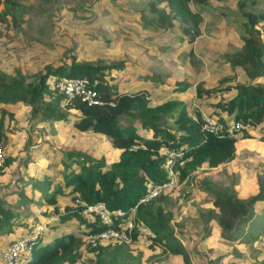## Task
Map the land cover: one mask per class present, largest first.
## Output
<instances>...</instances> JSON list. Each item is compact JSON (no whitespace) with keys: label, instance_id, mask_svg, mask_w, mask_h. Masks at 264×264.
I'll return each mask as SVG.
<instances>
[{"label":"trees","instance_id":"trees-1","mask_svg":"<svg viewBox=\"0 0 264 264\" xmlns=\"http://www.w3.org/2000/svg\"><path fill=\"white\" fill-rule=\"evenodd\" d=\"M233 1L234 4L228 8L239 16L237 31L241 44L237 49L223 53L225 60L234 70L236 79L232 85H222L229 89L231 86L233 93L227 98L220 97L213 104L211 112L208 111L216 116L220 123V129L216 132L203 130L199 121L192 119L188 114L189 104L180 97L181 95H177L189 89V92L192 91L191 83L185 79L167 83L160 74H140L141 77L146 76L144 79L150 85H140L139 89L130 92L126 90L128 84L118 87L115 76L118 72L121 74L125 71L123 60L103 63L100 60L77 59L68 55V62L63 61L55 65L46 62L42 69L37 68L32 72L16 67L0 68V142L5 137L2 116L9 112L4 105L25 104L30 116L38 114L41 119L48 120H64L68 110H74L76 114L70 119L73 129L104 134L110 146L118 150L116 158L108 163L103 156L91 155L79 149L62 150L57 159L61 168L55 169L53 174H41L26 179H20L18 176L16 180L30 181L39 191V196L43 197L42 201L49 207V210L42 211L43 214H54L56 223L74 219L79 226H86L82 228L85 233L106 225L100 223L97 215L82 214L83 204L75 203V197L84 203L102 202L109 210H122L123 215L114 218L112 225L126 217L130 207L135 205L134 220H140L152 233L149 235V244L162 246L163 250L178 255L183 264H191L187 255L188 248L180 240L179 231L171 224L172 212L164 209L162 204L168 202V193L165 191L146 201H137L145 192L147 181L159 182L166 178L164 156L160 152L163 147L180 152L173 169L176 171L178 182L185 184L192 179L193 171L203 166L206 169L214 168L233 160L239 145L251 136L249 130L252 127L259 133V141L264 143V85L254 82L255 78L264 77V38L258 26V23L264 26V7H258L257 0ZM1 2L3 7L0 9V25H15L21 15L14 9V6L18 7L17 3L11 0ZM99 2L103 3V7L107 5L106 0H98L96 3ZM207 2L143 0L144 7L139 10V17H136L143 28L139 36L145 37L146 29L156 30L155 35L150 37L152 42L164 37L170 41V44H167L170 48H173L175 43H181L185 48L174 49L172 53L164 52V55L171 58L174 53H181L188 59L193 52L191 44L199 34L202 5ZM114 7H108L99 13L96 5L93 6V14L86 19H76L75 27L93 30L92 26H99L104 28L105 32L116 36L119 31L116 28L119 25L113 16L116 13L119 16L125 14V11ZM61 41L70 42L65 37ZM142 41L144 44L143 38ZM175 59L178 71L181 72L180 62L183 57ZM60 76L86 77L101 102L89 104L79 97L64 102L53 83L50 88L47 87L50 77ZM226 79V76L219 78L222 82ZM220 86H204L203 82L199 81L194 84V95L208 98L220 91ZM223 114L231 119L229 123L225 122ZM235 123H238L239 127L232 126L229 131L230 125ZM141 130L147 131L148 134ZM131 144L138 146L133 148ZM11 158L3 155L0 170L9 165ZM55 176L60 179L55 186L50 187L49 181ZM202 182L206 183V191L211 196V207L206 208L200 217L204 225V236L210 233L212 225L218 228L222 238L231 242L236 240L247 243L254 240L259 232L264 235V223L252 220L254 203L264 199V176L258 175L257 192L246 198L238 197L233 190L226 187H213L208 180L202 179ZM10 191L14 192V189H9L6 194ZM18 194L20 200L25 199L24 205L27 200L30 201L24 190L19 189ZM61 194L68 195L69 201L59 205L58 196ZM23 211L14 209L0 194V237L10 235L17 224H25L20 217ZM259 214V218L264 219V213ZM46 222L47 225L56 226L50 221ZM254 223L258 225L255 226ZM247 227L260 229L250 231ZM32 232L22 234V237L31 238L33 242L29 258L24 264H74L81 260L83 250L93 255L88 264H128L138 260V256L130 253L126 242L91 246L82 240V235L72 231H62L43 240L41 233L32 237ZM137 232L138 229L134 225L130 241L136 239ZM7 238V242L13 240V237ZM82 262L84 263V260ZM250 264L260 263L254 261Z\"/></svg>","mask_w":264,"mask_h":264},{"label":"rangeland","instance_id":"rangeland-1","mask_svg":"<svg viewBox=\"0 0 264 264\" xmlns=\"http://www.w3.org/2000/svg\"><path fill=\"white\" fill-rule=\"evenodd\" d=\"M20 1L26 5L25 12L21 11L24 21L22 20L18 25L9 24L7 27L0 25V68L16 67L32 72L37 68L42 69V65L46 62L53 65L63 61L68 62V55L77 59L100 60L103 63L129 61L131 68L128 67L126 73L118 72L115 76L118 87L128 84L126 87L128 92L139 89V86L135 87L136 81H140L135 79L138 67L147 74L162 75L163 81L167 83L185 79L191 83L192 91L191 94L185 96L182 94L181 97L188 104L192 100L195 101L199 108L207 112H211L214 108L213 104L220 97L227 98L234 91L231 86L230 89L222 86L232 85L236 79L234 70L225 60L223 53L231 52L241 44L237 31L239 16L230 12L228 8L234 4L233 0H207L208 2L202 5L201 20L198 24L199 34L191 44L193 52L188 59L181 53L179 55L174 53L171 58L164 55V52L172 53L174 49L185 48L181 43H175L173 48H170L167 45L170 41L164 37L152 42L150 37L157 32L155 29H153L155 31L146 29L144 30L146 36H139L143 28L140 27V20L136 17H139L137 16L139 10L144 7L143 0H106L107 5L104 7L103 3H96L98 0ZM256 4L258 7H264V0H257ZM95 5L99 13L113 6L125 11V14L119 16L116 13L113 16L114 21L119 25L116 28L119 30L116 36L105 32L106 30L99 26H92L93 30L87 27H75L76 19L90 17L95 10L92 7ZM130 13H132L131 18ZM258 26L264 38V26L259 23ZM63 37L70 42L63 43L61 41ZM176 57H183V61L180 62L181 72L178 71L175 63ZM223 76L228 77L223 80L224 82L219 80ZM199 81H202L204 86L221 85V89L213 96L199 98L194 95L193 90L194 84ZM254 82L264 85V77L255 78ZM51 86L48 80L47 87ZM15 107L17 110L6 108L9 112H5L2 116L5 137L0 142V148L3 155L12 157V161L0 170V194L14 209L24 210L20 217L25 224H17L8 236L2 235L0 246L7 242V237L9 239L22 237L23 233L33 231L40 224L42 240L52 235L56 236L62 231H72L82 235V240L86 242L84 239L86 232H82V228H86L84 224L79 226L74 219L56 223L54 214L49 216L43 214V210H49L47 204L42 201L43 197L39 196V191L30 181L20 179L53 174L55 169L61 168L57 159L62 150L79 149L91 155L103 156L107 163L116 158L118 150L110 146L104 134L73 129L70 119L76 114L74 110H68L67 118L64 120H48L41 119L38 114L30 116L28 107L21 105ZM223 119L227 123L231 121L225 114ZM249 132L251 136L239 145L233 160L210 169L203 166L192 172V179L187 183H179L177 179L175 185L166 191L168 202L162 204L164 209L172 212L171 224L176 231H179L180 240L188 248L187 255L191 264H250L254 261L264 264V235L261 232L250 242L240 243L236 240L231 242L220 236L217 227L204 236V225L200 219L204 210L211 207V196L206 191L207 186L202 179L208 180L213 187L233 190L241 198L257 192L258 175L264 176V143L259 141L256 128L252 127ZM18 176L20 179L16 180ZM59 179L58 176L51 179L50 187L58 183ZM9 189H14V192L10 191L6 194ZM19 189L24 190L25 195L30 197L26 205L23 204L25 199L19 198ZM68 201V195L58 196L59 205ZM253 208L257 213L253 212L252 220L264 223V219L259 218L261 216L259 213H264V199L255 202ZM45 221H50L56 226L47 225ZM254 225L258 224L254 223ZM248 229L255 231L260 227ZM149 235L138 231L135 240L126 242L130 253L138 256L137 261L128 264H183L178 255L163 250L162 246L156 244L151 246ZM91 258L93 259L92 253L83 250L81 260L74 264H88ZM0 264H3L1 260Z\"/></svg>","mask_w":264,"mask_h":264},{"label":"built area","instance_id":"built-area-1","mask_svg":"<svg viewBox=\"0 0 264 264\" xmlns=\"http://www.w3.org/2000/svg\"><path fill=\"white\" fill-rule=\"evenodd\" d=\"M49 79L56 88V92L62 96L64 102H68L74 97H79L81 100L89 104H97L101 102L96 96L95 90L89 86L86 77L60 76L56 78L50 77ZM188 114L192 119L199 121L201 128L205 131L216 132L220 129V123L217 121L216 116L199 108L198 104L193 100L189 104ZM232 126L238 128L239 124L235 123L234 125H230L228 128L229 131H231ZM136 146H138V144H131V147L133 148ZM160 150L164 156L163 167L166 173V178L159 182L147 181L145 184V192L137 202L146 201L155 197L173 187L177 182V174L173 169V165L177 160V157L180 156V152L169 147H163ZM2 161L3 152L0 148V165ZM74 202L83 204V208L81 209L82 214L97 215L100 223L102 222L106 225L101 229L95 228L86 232L84 239L91 246L108 242H129L134 225L139 232L147 235L151 234L149 228H147L140 220L137 222L134 220L135 205L130 207L126 217L122 218V220L119 223H116V225H112L114 218L121 216L124 213L119 208L109 210L102 202L84 203L77 197L74 198ZM41 231L42 225L40 224L33 230L32 237L39 235ZM32 247L33 242L31 241V238H14L10 242L0 246V260L3 264H24L29 258V252Z\"/></svg>","mask_w":264,"mask_h":264},{"label":"crops","instance_id":"crops-1","mask_svg":"<svg viewBox=\"0 0 264 264\" xmlns=\"http://www.w3.org/2000/svg\"><path fill=\"white\" fill-rule=\"evenodd\" d=\"M2 0H0V9L3 7V3L1 2ZM11 1H13L14 3H17V5H18V7H16V6H14V9L17 11V13H19V14H21V11H24L25 12V9H26V5L22 2V1H20V0H11ZM22 20H23V17L20 15L19 16V19H17V23L15 24V25H18L19 23H22ZM24 21V20H23ZM194 42V41H193ZM150 43H151V41H150ZM129 63V61H125V71L123 72L122 70H120V71H122L123 73H126L127 72V68L128 67H130L131 68V65H129L128 64ZM138 67V66H137ZM137 70V73H136V76H135V79L136 80H140V81H136V83L135 84H137L138 86H139V88H140V85L143 87L145 84H149L150 85V83L148 82V81H146L144 78L147 76V73L143 70V69H141L140 67H138V69H136ZM140 74H143V75H146V76H144V77H141L140 76ZM150 74H154V73H150ZM138 77H140L139 79H138ZM182 77V76H181ZM132 86V85H131ZM135 86V85H134ZM133 86V87H134ZM127 87V86H126ZM189 95V94H191V92H189L188 90L187 91H183V92H180V93H178L177 95ZM181 97V96H180ZM182 99H183V97H181ZM190 98V97H189ZM19 105H21V107L22 106H25V107H27L25 104H19ZM4 106H6V108H8V109H15V110H17V107H15V106H17V105H15V104H8V105H4ZM8 106V107H7ZM11 106V107H10ZM143 133H145V134H148V132L147 131H143V130H141ZM117 150V149H116ZM218 166V165H217ZM214 228H216V226L215 225H212V229H214Z\"/></svg>","mask_w":264,"mask_h":264}]
</instances>
